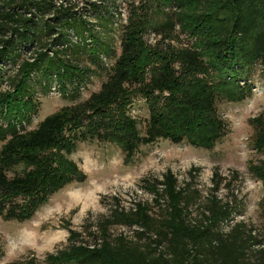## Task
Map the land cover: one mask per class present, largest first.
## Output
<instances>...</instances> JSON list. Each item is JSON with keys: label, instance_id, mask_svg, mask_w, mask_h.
Instances as JSON below:
<instances>
[{"label": "trees", "instance_id": "16d2710c", "mask_svg": "<svg viewBox=\"0 0 264 264\" xmlns=\"http://www.w3.org/2000/svg\"><path fill=\"white\" fill-rule=\"evenodd\" d=\"M146 3L142 13L133 11L122 35L121 54L99 93L48 116L33 131L19 134L13 125L9 139L0 128V142H5L0 151V216L5 220L31 219L51 194L75 177L85 179L65 155L80 140L98 138L117 144L130 161L140 146L159 140L210 149L224 136L217 101H243L251 89L248 84L241 87L239 79L258 65L264 70V0ZM167 7L173 9L171 14H166ZM102 11L96 4L78 10L56 0H0V84L8 66L17 69V76L6 77L9 90L0 99V115L33 108L28 102H33L37 89L48 83L49 91L54 79L64 97L77 99L91 82L87 74L109 67L115 49L101 32V24L92 20ZM162 12L168 16L164 23L151 20ZM106 13L111 15L107 9ZM177 26L193 40L192 46L175 48L168 43L162 48L145 39L147 31L157 28L164 44L173 40ZM31 49L36 55L33 62L24 58ZM85 61L89 67L83 65ZM212 71L217 80L211 78ZM136 94L147 99L150 109L143 135L127 113ZM255 143L264 148V138ZM18 166L23 172L9 177L8 171ZM252 169L264 180V163L260 170ZM166 186L167 209L160 219L145 210L124 215L140 229L133 239L111 240L106 231L101 243L74 247L48 256L49 260L54 264H264V233L262 239L248 235L243 223L223 232L220 226L232 212L217 197L208 200L201 218L190 220L189 207L194 205L190 196L177 191L175 184ZM157 197L163 195L157 192ZM148 234L155 238L143 243Z\"/></svg>", "mask_w": 264, "mask_h": 264}, {"label": "rangeland", "instance_id": "374dc122", "mask_svg": "<svg viewBox=\"0 0 264 264\" xmlns=\"http://www.w3.org/2000/svg\"><path fill=\"white\" fill-rule=\"evenodd\" d=\"M56 1L63 6L74 5L78 10L92 4L103 10L100 18L92 16V20L101 24V32L106 33L115 49V54L107 61L110 68L100 66L97 74H87L91 82L82 87L77 99L64 97L56 79L49 91L45 89L48 83H44L43 89H37L38 93L32 97L33 102H28L33 108L29 105L24 111H5L0 115V128L4 131L8 132L13 125L19 134L33 131L48 116L99 93L121 54L122 35L133 11L138 9L142 13L146 2L152 4V0ZM106 9L111 15L106 13ZM165 11L171 14L173 9L167 7ZM167 19L163 12L153 14L151 18L159 24ZM174 35L173 40L167 39L163 44L161 30L151 28L145 34V39L149 45L160 43L162 48L168 43L175 48L192 46L193 40L179 26ZM32 57H36L33 49L24 56L30 62L34 60ZM85 62H82L83 65L88 66V62ZM91 68V71L95 69L94 66ZM6 69V77L17 76L15 67L8 66ZM6 77L0 84V99L9 90ZM211 78L217 80L213 71ZM238 84L243 88L249 85L250 94L243 101H217L225 134L213 148L159 140L152 145L140 146L133 158L127 161L125 152L117 144L98 138L78 141L73 152L65 155L85 175V179L75 177L64 188L51 194L27 221L5 220L0 216V264H25L31 261L54 264L48 256H57L74 247H93L102 242V234L106 231L111 240L121 236L133 239L140 229L130 225L124 215L133 216L139 210H145L152 218L160 219L167 209L164 197L166 185L171 183L177 186V191L190 196V202H194L189 207L190 220L201 218L208 200L217 197L232 212L230 220L220 226L223 232L243 223L248 235L262 239L264 180L252 169L256 166L260 170L264 163V148L258 149L255 143V139L264 138L262 66L253 67L248 75L239 79ZM28 100L27 96L25 101ZM127 113L137 121L143 135L150 118L147 99L141 94L134 95ZM8 138H11L10 132ZM4 143L0 142V151ZM23 170L22 166H18L8 171V176L14 177ZM157 192L163 195L162 199L157 197ZM72 234H75L74 239ZM148 238L154 239L155 236L148 234L142 242L149 243Z\"/></svg>", "mask_w": 264, "mask_h": 264}]
</instances>
